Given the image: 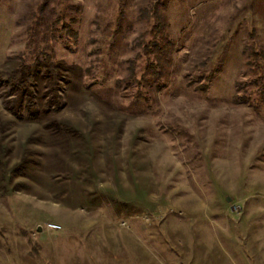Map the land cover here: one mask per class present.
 <instances>
[{
	"label": "rangeland",
	"instance_id": "1",
	"mask_svg": "<svg viewBox=\"0 0 264 264\" xmlns=\"http://www.w3.org/2000/svg\"><path fill=\"white\" fill-rule=\"evenodd\" d=\"M258 79L264 0H0V264H264Z\"/></svg>",
	"mask_w": 264,
	"mask_h": 264
},
{
	"label": "trees",
	"instance_id": "2",
	"mask_svg": "<svg viewBox=\"0 0 264 264\" xmlns=\"http://www.w3.org/2000/svg\"><path fill=\"white\" fill-rule=\"evenodd\" d=\"M48 8H49V4H43L41 6V14L43 15V17L40 18L41 21L39 20V22L35 24V27H38L36 26L37 24L40 25L42 23L44 24L45 22L44 13L47 11ZM62 22H64V18L60 17V19L54 22V25H58ZM54 25H51L49 27L46 26L45 31L46 32L50 31L49 33L52 35L53 32H55ZM154 27L155 28L153 29L158 30L160 25L156 23ZM66 29L67 31H70L72 33L69 26L66 24V22H64V24L62 25V30L66 31ZM27 30L28 33L25 39V45L18 56L19 65L17 69L20 71V73L17 74V76H15L14 79H10L8 83L9 85H11L12 88H14V91L16 89L25 88V86H27V84L34 78L35 71L38 70L41 65L46 68L48 67L50 62L54 60V49L52 47L53 38L52 39L48 38L45 43L43 40H41V38L40 39L34 38V35L36 34V28H34L33 25H30ZM152 31L153 30H151V32ZM154 47H155V42H151L149 40L145 42V44L142 46L143 49L150 51V53H152L151 49ZM254 56H257V54L255 53ZM150 67L153 66L151 65ZM154 72H156V70ZM258 80L259 81H256L257 83L255 84L257 86L255 92L252 93L249 92L246 96H243L242 98L240 97L237 98V96H235L233 99L237 100V103L239 102L247 103L250 105L256 95L262 96L264 93V85L263 82L260 81V79Z\"/></svg>",
	"mask_w": 264,
	"mask_h": 264
},
{
	"label": "built area",
	"instance_id": "3",
	"mask_svg": "<svg viewBox=\"0 0 264 264\" xmlns=\"http://www.w3.org/2000/svg\"><path fill=\"white\" fill-rule=\"evenodd\" d=\"M48 227L50 228V229H52V230H58V226H56V225H54V224H50V225H48Z\"/></svg>",
	"mask_w": 264,
	"mask_h": 264
}]
</instances>
